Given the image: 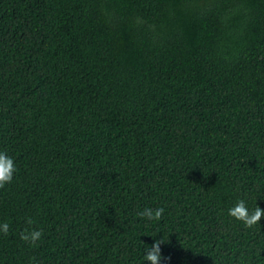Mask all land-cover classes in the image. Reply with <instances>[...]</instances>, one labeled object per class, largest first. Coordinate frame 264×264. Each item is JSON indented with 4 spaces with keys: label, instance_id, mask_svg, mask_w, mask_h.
<instances>
[{
    "label": "trees",
    "instance_id": "1",
    "mask_svg": "<svg viewBox=\"0 0 264 264\" xmlns=\"http://www.w3.org/2000/svg\"><path fill=\"white\" fill-rule=\"evenodd\" d=\"M0 152V264H264V0H0Z\"/></svg>",
    "mask_w": 264,
    "mask_h": 264
},
{
    "label": "clouds",
    "instance_id": "2",
    "mask_svg": "<svg viewBox=\"0 0 264 264\" xmlns=\"http://www.w3.org/2000/svg\"><path fill=\"white\" fill-rule=\"evenodd\" d=\"M16 170L14 160L8 156L7 153L0 152V188L5 187V185L12 182ZM164 211L165 209L162 207L145 208L138 212L137 215L142 218H147L148 220L159 221L162 218ZM228 215L235 220L241 221L246 228H252L254 225L259 224L261 217L264 216V209L255 206L249 211L246 202L243 199H239L229 208ZM26 223L29 227L24 228L20 232V239L35 245L42 237V230L31 227L34 223L31 218H27ZM8 230V223L5 222L0 224V231L7 234ZM164 242V239L161 238L160 240H155L150 247H146L144 259L148 264H160L162 259L160 245Z\"/></svg>",
    "mask_w": 264,
    "mask_h": 264
}]
</instances>
